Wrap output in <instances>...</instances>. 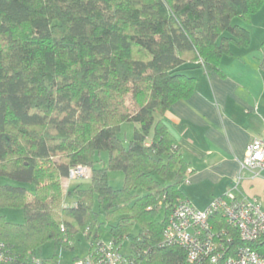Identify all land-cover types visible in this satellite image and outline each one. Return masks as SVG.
Instances as JSON below:
<instances>
[{
    "label": "trees",
    "instance_id": "1",
    "mask_svg": "<svg viewBox=\"0 0 264 264\" xmlns=\"http://www.w3.org/2000/svg\"><path fill=\"white\" fill-rule=\"evenodd\" d=\"M263 3L0 0V176L34 185L0 183V208L23 211L22 223L0 215L5 264H51L80 233L89 254L107 234L121 249L128 241L131 264H191L184 247L163 243L192 170L161 116L195 91L192 68L221 72L224 55L249 46L245 24ZM259 50L264 65V40ZM128 121L136 125L124 144L118 133ZM77 165L90 168V183L65 190ZM108 170L123 172L120 187ZM210 221L227 230L229 241L217 239L226 253H264V238L242 240L219 213ZM48 240L55 252L35 259Z\"/></svg>",
    "mask_w": 264,
    "mask_h": 264
},
{
    "label": "crops",
    "instance_id": "2",
    "mask_svg": "<svg viewBox=\"0 0 264 264\" xmlns=\"http://www.w3.org/2000/svg\"><path fill=\"white\" fill-rule=\"evenodd\" d=\"M245 25L249 46L224 55L221 72L192 68L195 91L175 101L161 119L190 163L192 172L182 182L190 184L193 195L209 200L229 193L237 200L256 199L264 209V170L251 175L240 166L246 145L264 134V65L258 46L264 40V3ZM70 185L64 178V189Z\"/></svg>",
    "mask_w": 264,
    "mask_h": 264
},
{
    "label": "built area",
    "instance_id": "3",
    "mask_svg": "<svg viewBox=\"0 0 264 264\" xmlns=\"http://www.w3.org/2000/svg\"><path fill=\"white\" fill-rule=\"evenodd\" d=\"M241 170L258 175L264 170V134L254 137L247 145L245 156L240 162ZM90 168L77 165L69 170V179L88 178ZM219 213L227 223L238 231L244 241L264 238V209L256 199L237 200L226 193L213 198L204 210L191 205L189 201L178 204L169 217L164 231L163 243L180 245L186 250L187 261L191 264H264V253L250 246L235 248L226 253L222 241L227 230H216L210 217ZM228 241L230 237L226 236ZM4 255L0 252V264ZM74 264H131L130 257L121 248L108 240H100L91 254Z\"/></svg>",
    "mask_w": 264,
    "mask_h": 264
},
{
    "label": "rangeland",
    "instance_id": "4",
    "mask_svg": "<svg viewBox=\"0 0 264 264\" xmlns=\"http://www.w3.org/2000/svg\"><path fill=\"white\" fill-rule=\"evenodd\" d=\"M235 23H242V21L239 18L234 19ZM260 45V44H259ZM258 45V46H259ZM255 51V50H253ZM256 52V51H255ZM191 73V71H189ZM158 113H155V118H158ZM136 125V123L128 121L124 122L121 125V129L118 133L119 137L122 139L124 144H127L128 139L132 136L133 128ZM96 161L94 162V165L99 167L102 166L107 159V152L106 151H100L99 153H96ZM108 177L109 182L113 187H120L123 182V172L120 170H108ZM67 180L70 182V187L75 186L76 184H80L81 187H86L89 185L90 180L89 178H79V179H72L70 180L67 178ZM0 183L5 184H12L17 186H23L27 188L28 190L32 191L34 185L30 182H23L18 181L9 177L0 176ZM64 183L66 180H64ZM67 187V186H66ZM65 187V188H66ZM181 187L183 188L184 192L189 195L192 198L193 206H195L197 209L204 210L206 209L212 202L214 197H211L209 200H205L202 197H196V195H193L190 191V184H185L184 181L181 184ZM67 189V188H66ZM144 193L145 190L143 188H140L138 190V193ZM201 205V206H200ZM159 218L162 215V208L159 209ZM0 215H4L8 220L12 222L22 223L23 222V211L21 208L18 207H1L0 208ZM135 230H137V227H135ZM102 240L107 243L109 238L108 235L105 234ZM72 248L63 249V248H57V259L51 261V264H74L76 260H82L87 256L88 253V243L86 239L84 238L83 234H77L73 241H71ZM122 252L128 251V241L125 239L122 242ZM55 252V246L53 240L46 241L40 249L36 250L33 257L35 259H43L46 257L52 256V254ZM74 256H77V258H74Z\"/></svg>",
    "mask_w": 264,
    "mask_h": 264
}]
</instances>
